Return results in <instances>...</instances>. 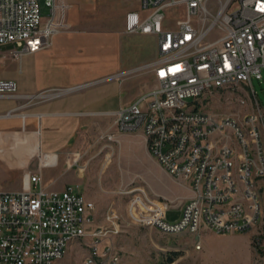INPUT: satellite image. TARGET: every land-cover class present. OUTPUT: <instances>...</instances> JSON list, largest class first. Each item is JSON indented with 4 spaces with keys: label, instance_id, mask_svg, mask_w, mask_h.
<instances>
[{
    "label": "built area",
    "instance_id": "2783aa9c",
    "mask_svg": "<svg viewBox=\"0 0 264 264\" xmlns=\"http://www.w3.org/2000/svg\"><path fill=\"white\" fill-rule=\"evenodd\" d=\"M43 1L46 13L40 0H0V45L12 44L17 58L48 48L67 26V3ZM172 7L181 15L170 23ZM124 30L156 35L155 58L132 69H152L155 83L113 112L114 125L141 131L150 154L193 191L170 218L176 209L170 200L143 186L124 188L127 221L166 235L253 231L263 217L264 110L252 76L261 78L264 67V0H140V11L125 14ZM228 87L249 88L238 102L251 110L216 116L202 109L203 99ZM61 92L20 94L14 80L0 78V97L30 102ZM79 158L69 157V166ZM56 159L44 153L39 169ZM25 175L21 189L0 188V264H55L71 241L89 247L84 264H120L110 239L125 225L116 207L109 205L104 223L94 225L95 204L76 185L47 189L40 170ZM252 245L264 254L262 229L253 233Z\"/></svg>",
    "mask_w": 264,
    "mask_h": 264
},
{
    "label": "crops",
    "instance_id": "0c3cea01",
    "mask_svg": "<svg viewBox=\"0 0 264 264\" xmlns=\"http://www.w3.org/2000/svg\"><path fill=\"white\" fill-rule=\"evenodd\" d=\"M63 1L67 3V26L53 36L48 48L17 58L11 53L13 45L11 49L0 45V68L8 72L0 78L14 80L18 93L62 91L42 101L0 97V158L20 174L8 190L21 189L22 174L29 170H40L47 189L77 186L79 168L71 169L68 158L80 155L81 147L92 144L98 132L110 130L120 139L137 136V143L144 142L145 166L138 176L149 191L173 202L176 209L169 217L175 218L179 207L193 195L191 184L176 179L160 165L141 131L122 132L114 125L113 112L155 83L152 69H132L155 58L156 35L124 30L125 14L140 11V0ZM9 110L12 114L6 115ZM44 153H55L56 164L39 169L38 160ZM166 180H173L185 192L170 197L162 190L168 188ZM209 231L204 229L196 236ZM249 244L254 256L251 241Z\"/></svg>",
    "mask_w": 264,
    "mask_h": 264
},
{
    "label": "rangeland",
    "instance_id": "374dc122",
    "mask_svg": "<svg viewBox=\"0 0 264 264\" xmlns=\"http://www.w3.org/2000/svg\"><path fill=\"white\" fill-rule=\"evenodd\" d=\"M42 12L48 8L40 0ZM181 15L179 7L167 10V18L173 23ZM6 45L12 48V44ZM0 68L1 75H7V70ZM137 76L136 74L133 75ZM261 78L252 76V85L257 93L258 101L264 110V67L261 68ZM155 82V81H154ZM250 89L220 88L214 90L203 99L202 109L216 116L232 114L235 116L251 110L250 104H239L238 99L244 97ZM199 97L198 100H201ZM107 133L114 134L108 139ZM139 137L132 136L129 140L120 139L114 131L98 132L92 139V144L81 147L77 166L80 176L76 178L77 189L95 204L94 225L104 223V213L109 205L116 207L122 216L124 226L122 230L110 239L120 255V264H264V254H252L249 242L252 244L253 233L264 231V178L259 184L263 203V217L253 231L232 233H216L209 231L199 237L190 233L166 235L151 226H144L128 222L125 213L127 195L121 190L131 186H143L148 189L145 181L138 176L141 166H145L142 142L137 143ZM132 146V148L130 147ZM82 168V169H80ZM25 173L22 174V187L25 184ZM20 178L18 171L9 168L5 159L0 158V188L11 189ZM24 183V184H23ZM158 185L159 183L156 182ZM168 188L163 191L173 197L182 194L185 189L173 180H166ZM173 204V202H172ZM201 244V248L196 244ZM253 247V245H252ZM177 251V257L169 263L166 258ZM255 251V250H254ZM89 254V247L83 241H71L65 255L55 264H84Z\"/></svg>",
    "mask_w": 264,
    "mask_h": 264
},
{
    "label": "trees",
    "instance_id": "16d2710c",
    "mask_svg": "<svg viewBox=\"0 0 264 264\" xmlns=\"http://www.w3.org/2000/svg\"><path fill=\"white\" fill-rule=\"evenodd\" d=\"M178 254H179V253H178L177 251H174L172 254H170V255L166 258L165 262H166V263L172 262V261L177 257Z\"/></svg>",
    "mask_w": 264,
    "mask_h": 264
},
{
    "label": "snow or ice",
    "instance_id": "6c2138e0",
    "mask_svg": "<svg viewBox=\"0 0 264 264\" xmlns=\"http://www.w3.org/2000/svg\"><path fill=\"white\" fill-rule=\"evenodd\" d=\"M163 74V73H162Z\"/></svg>",
    "mask_w": 264,
    "mask_h": 264
}]
</instances>
